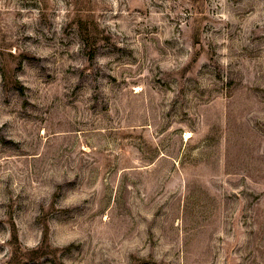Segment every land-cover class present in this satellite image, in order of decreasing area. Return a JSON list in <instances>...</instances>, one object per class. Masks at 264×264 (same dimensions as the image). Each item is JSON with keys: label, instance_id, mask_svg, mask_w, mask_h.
Listing matches in <instances>:
<instances>
[{"label": "rangeland", "instance_id": "rangeland-1", "mask_svg": "<svg viewBox=\"0 0 264 264\" xmlns=\"http://www.w3.org/2000/svg\"><path fill=\"white\" fill-rule=\"evenodd\" d=\"M0 264H264V0H0Z\"/></svg>", "mask_w": 264, "mask_h": 264}, {"label": "trees", "instance_id": "trees-1", "mask_svg": "<svg viewBox=\"0 0 264 264\" xmlns=\"http://www.w3.org/2000/svg\"><path fill=\"white\" fill-rule=\"evenodd\" d=\"M91 60H93V57L91 58Z\"/></svg>", "mask_w": 264, "mask_h": 264}]
</instances>
